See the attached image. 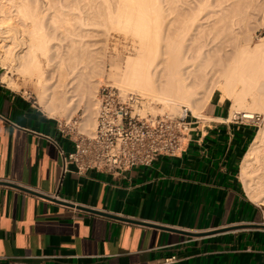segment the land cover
I'll use <instances>...</instances> for the list:
<instances>
[{
    "label": "crops",
    "instance_id": "obj_1",
    "mask_svg": "<svg viewBox=\"0 0 264 264\" xmlns=\"http://www.w3.org/2000/svg\"><path fill=\"white\" fill-rule=\"evenodd\" d=\"M193 116L175 156L81 175L60 120L0 83V264H264V206L240 179L257 126L217 96Z\"/></svg>",
    "mask_w": 264,
    "mask_h": 264
},
{
    "label": "bare ground",
    "instance_id": "obj_2",
    "mask_svg": "<svg viewBox=\"0 0 264 264\" xmlns=\"http://www.w3.org/2000/svg\"><path fill=\"white\" fill-rule=\"evenodd\" d=\"M85 1H74L73 18L65 15L63 20V12L52 14L53 31L55 26L64 28L59 39L56 30L53 34L45 25L44 4L0 0V62L12 74L4 82L16 89L31 84L49 116L65 118L63 122L69 124L82 107L79 131L91 135L96 129L98 89L107 65L105 49L104 53L99 44L89 42L92 19L93 24L100 20L97 27H103L105 34L114 30L136 42L135 55L109 69L121 90L147 98L150 105L161 103L171 112L187 106L196 116L219 90L221 101H232L234 114L264 113V39L252 48L250 34L232 48L243 35L253 0H216V4L204 0L185 15L183 0H100L96 11L88 7L91 13L83 7ZM225 2L232 8L224 7ZM240 179L250 200L264 206V128L242 162Z\"/></svg>",
    "mask_w": 264,
    "mask_h": 264
},
{
    "label": "built area",
    "instance_id": "obj_3",
    "mask_svg": "<svg viewBox=\"0 0 264 264\" xmlns=\"http://www.w3.org/2000/svg\"><path fill=\"white\" fill-rule=\"evenodd\" d=\"M0 83H5L0 76ZM32 98L33 94H27ZM144 98L134 92H125L113 84L101 85L98 92L97 125L93 134L80 132L62 122L74 150L63 153L65 170L78 174L89 171H105L121 174L135 166H148L158 156H175L192 127L193 113L187 106H181L179 113L169 111L163 114L142 115ZM241 120L260 126L262 116L243 113ZM76 123V121H75ZM176 256L167 258L172 263Z\"/></svg>",
    "mask_w": 264,
    "mask_h": 264
},
{
    "label": "rangeland",
    "instance_id": "obj_4",
    "mask_svg": "<svg viewBox=\"0 0 264 264\" xmlns=\"http://www.w3.org/2000/svg\"><path fill=\"white\" fill-rule=\"evenodd\" d=\"M31 2H37V3H39V4H41L40 6H43V4H44V11H46V13H47V18L45 19V25L48 27V29H50V30H52L53 31V26L51 27V25H50V22L49 21H51V19L54 17V16H56V15H58V14H60V13H62L63 12V15H64V17H63V20L65 19V15H66V19L67 18H73L72 17V15H73V13L72 12H74L73 11V4H74V1L75 0H69L68 2H67V0H63V2H62V0H58V2H56V0H52V2H51V0H47L46 2H44L43 0H30ZM90 1V2H89ZM91 1H92V4H91ZM111 1V0H110ZM186 1H188V0H183V2H181V3H183V6H182V4H180V6H181V8H182V13L185 15V14H188L189 13V11L191 10H196L197 9V7L199 6V4L202 2V1H204V0H189V2H191V5L189 4V2L188 3H186ZM199 1V2H198ZM212 1V3L213 4H216V0H211ZM50 2V3H49ZM54 2H56V3H54ZM60 2V3H59ZM113 2H114V0H113ZM48 3V4H47ZM57 3H58V5H57ZM62 3H63V5H62ZM65 3H66V5H65ZM88 3H89V5H88ZM184 3H186V4H184ZM227 3H230V4H232V2L231 1H229V2H227ZM254 3V4H253ZM253 3H252V5L250 6L251 7V9H252V6H254L255 4H257L256 5V7H253V9H252V13H251V11L249 10V8H248V16L250 17H248L247 16V19L249 20V21H246L247 22V24H246V27L244 28H242L241 29V34H242V30H243V35H242V37L240 36V38H239V40H237V42L235 41V43H233V42H231V43H233V45H232V48H234L235 46H237V43L239 44V45H242L243 43H242V41L244 42V40H245V36H248V35H250L251 36V42H250V46L252 45V48H254L255 47V45H257L262 39H264V0H253ZM187 4H189V5H187ZM224 4H226V2L224 3ZM230 4H228V6H227V4L226 5H224V7H226V8H228V7H231L232 8V5H230ZM50 8L51 7V5H52V7L53 8H50V9H48V7ZM61 5H62V7L63 6H65V7H61ZM70 5V6H69ZM82 5H83V7L85 6L86 8H87V13H91V9L89 10L88 9V7L90 8H93L94 7V9H92V12H94V10L96 11V6H97V8H100V7H98V5L100 6V5H102L101 4V1L100 0H98V2H94V0H86L85 2H82ZM185 5V6H184ZM198 5V6H197ZM45 6H46V10H45ZM66 6H67V8H66ZM69 6V7H68ZM61 7V8H60ZM70 7H72V11L70 10L69 11V9H70ZM84 7V8H85ZM258 7V9H256ZM56 8H58V9H56ZM59 8H60V10H59ZM231 8H228V9H231ZM261 8V9H260ZM53 9H56V11H54V12H52V13H50ZM62 9V10H61ZM219 9V7H217L215 10H218ZM255 9V10H254ZM59 10V11H58ZM86 10V9H85ZM89 10V11H88ZM184 10V11H183ZM50 11V12H49ZM70 12V13H68V12ZM185 11H188V12H186L185 13ZM64 12H66V14L64 13ZM250 12V13H249ZM48 13H49V18H48ZM52 14L54 15V16H52ZM67 14H68V17H67ZM51 16V17H50ZM57 17V16H56ZM62 16L60 15V20L62 21V18H61ZM207 17V16H206ZM97 19V18H96ZM205 19V18H204ZM93 21H94V19H92L91 20V23H92V26H89V28L90 29H88V32H90V37H89V42L91 43V44H95V45H97V44H99V49H101L102 50V47L105 49H103L102 51L105 53V55H106V71H105V74H104V76H103V78H102V84L101 85H104V84H113V85H115L116 86V84H115V82H114V80L112 79V78H110V75H109V72H110V70L113 68L112 67V65L114 64V65H121V64H123L124 63V61H125V59L128 57V56H133V55H135V53H136V50H137V45L135 44L136 42H135V40L132 38V37H130V36H128V35H125V34H122V33H120V32H118L117 33V31H110L108 34H107V32H106V34L104 33V28L103 27H97V23H99V19H97V21L95 20V23L93 24ZM47 22H48V24H47ZM51 24H52V22H51ZM59 24H63V21L62 22H60ZM96 25V26H95ZM94 26H95V28H94ZM245 26V25H244ZM93 28V29H92ZM49 30V31H50ZM55 30H56V34H54L55 33ZM57 30H60V29H56V26H55V29H54V31H53V34L57 37V38H63L64 36L62 35V32L64 31V28L62 29V30H60L59 32L57 31ZM90 30V31H89ZM52 31H50L51 33H52ZM62 31V32H61ZM61 35V37H60V35ZM63 36V37H62ZM94 40V41H93ZM240 41H241V44H240ZM107 42V43H106ZM101 46V47H100ZM105 46V47H104ZM107 47V48H106ZM96 48H98V47H96ZM107 49V50H106ZM228 50H229V54L233 51V49H231V44H230V47L229 48H227ZM232 50V51H231ZM2 50L0 49V52H1ZM110 69V70H109ZM0 76L2 77V79H3V81H4V78L5 77H7V76H12V74L10 73V70H9V68H5V67H3L2 66V63L0 62ZM6 83V82H5ZM7 85H9L10 87H12L10 84H8V83H6ZM30 85V86H29ZM29 85H27V86H22L20 89H16V88H14V87H12V88H14V89H16V90H21V91H23V92H25V93H32L33 95V100L34 101H37V103H38V99H37V97H36V94H35V92H34V87L31 85V84H29ZM100 85V86H101ZM100 88V87H99ZM99 90V89H98ZM214 97L215 96H217V97H219L220 99H221V91H219V90H217L216 92H215V94L213 95ZM152 104L150 105V103H149V101H148V99L147 98H144V107L140 110V112H142L143 113V111L145 110L146 111V113L145 114H143V115H148V114H153V115H157V114H163L164 112H166V111H169V112H171L170 110H168V109H164V106H163V104H161V103H153V102H151ZM226 103H227V105L229 106V107H232V101H230V100H226ZM39 104V103H38ZM148 104H149V106H148ZM150 107H154L155 108V110L157 111V112H154L152 109H150ZM144 109V110H143ZM155 113H153L152 111ZM233 111L234 110H232V108H231V113H233ZM141 113V114H142ZM171 113H175V114H177V113H179V112H171ZM256 113H260L261 114V116H262V123H261V125L260 126H257V132L259 133V131L261 130V129H263L264 128V113H262V112H256ZM48 114V113H47ZM83 114H84V110H83V108L81 107V108H79V110L75 113V115L73 116V119H72V123H70L68 126L70 127V128H72L73 126H75L77 129H79V127H80V123L82 122V117H83ZM234 114V113H233ZM55 118H57V119H59L60 120V122H62V124H63V126H64V120H66L65 118H58V117H55ZM75 121H76V123H75ZM257 133V134H258Z\"/></svg>",
    "mask_w": 264,
    "mask_h": 264
},
{
    "label": "water",
    "instance_id": "obj_5",
    "mask_svg": "<svg viewBox=\"0 0 264 264\" xmlns=\"http://www.w3.org/2000/svg\"><path fill=\"white\" fill-rule=\"evenodd\" d=\"M1 183H5V184H8V185L14 186L16 188H20V189H22L24 191H27V192H30V193H33V194H36V195H41L43 197L52 199L54 201H58V202L63 203V204L74 206V204H71V203H68V202H64V201L58 200L56 198H52L50 196H47V195L41 194L39 192H36L35 190H32L30 188H26V187L19 186V185H16V184H12V183H8V182H1ZM77 207L79 209H82V210H85V211L101 214V215H104V216H107V217H110V218H114V219H119V220H124V221H129V222H135V223L149 224V223H146V222H141V221H138V220H133V219L125 218V217H122V216H118V215H115V214H112V213H109V212H103V211H100V210L91 209V208H87V207H83V206H77Z\"/></svg>",
    "mask_w": 264,
    "mask_h": 264
}]
</instances>
